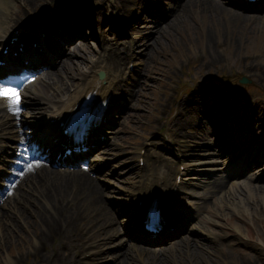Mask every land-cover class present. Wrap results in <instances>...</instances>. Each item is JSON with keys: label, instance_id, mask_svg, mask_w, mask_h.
<instances>
[{"label": "rangeland", "instance_id": "obj_1", "mask_svg": "<svg viewBox=\"0 0 264 264\" xmlns=\"http://www.w3.org/2000/svg\"><path fill=\"white\" fill-rule=\"evenodd\" d=\"M35 1H37L36 5L30 10L31 12L28 13V16H22V18H29L35 12L39 11L42 4L47 3V0ZM199 6L197 3L189 4V8H192L189 11L181 13L175 21V23H178L177 28H171L168 32L158 37L160 39L159 45L157 46V43H155L149 51L147 70L145 73L147 77L146 84L142 92H139L135 99L131 101V104H133L132 111L124 118L120 126L117 127L120 132L119 136L114 139L115 143L112 146V155L123 153L130 155L129 153L137 150L140 143L144 142V140L149 141L152 137L155 141L158 140L152 151L155 149L158 150L159 147L163 148V139L171 138L173 141L176 140L174 138L175 134H180L184 131V128H186V132L191 134L190 131H193V128L189 126V129V124L186 126V110H183L179 115L178 108L181 107V103H185V100L189 101L188 104H194L197 100L196 94L199 92V88L208 89L207 95L214 94L217 90L216 84L223 83L227 85L225 86L227 88H218L219 91L225 93L236 92V98L239 100V103L244 98L245 101L249 98L254 99L255 103L260 107V115L264 117V22L258 18L248 21H235L231 25L230 35L227 34L228 30H226V27L224 31H221L224 33L223 35H219L217 32L216 36L207 42L205 39L206 29L203 31L201 28V24L206 16L204 14L201 15L204 8L202 9ZM241 76H246L251 80V83L248 85L249 87H243L242 84L237 82ZM239 90H243L245 94L238 93L237 91ZM200 93L204 94L202 91ZM178 120L183 122V124L178 126ZM194 149L199 151V148ZM202 151L200 150L199 152ZM130 175L131 171L127 170L119 175L118 180H111L118 187L122 188V186H125L122 188L125 193L131 190V188H128L127 184L124 185L126 182L122 178L125 176V180H129ZM101 187L104 192L109 193L111 196L116 194L109 190L111 187L106 188L105 185ZM26 188L17 189L14 197H18ZM236 189L240 193H243L245 190L242 186L236 187ZM44 190L42 188L29 193L23 202L19 201L20 196L15 199V204H13L11 209L12 211L6 210V214L8 212L11 214L4 215L6 216L5 220L2 218V213L0 214L3 232L6 230L11 233L9 240L0 234L1 263L6 262V258L14 259L18 256L20 258L13 264H38L43 262L42 259L34 258L30 252L31 248L38 247V244L41 243L39 239H36L38 235L34 237L32 232L39 231V228L44 222L42 223L39 218H36L30 213L38 207L37 202L34 201L32 203V200L39 197L38 201H41L42 196L40 195ZM47 191H49L48 188ZM227 191L219 194L209 204L207 208L208 213H205L208 216L205 217V219L207 218L205 228H208L209 232L218 238V242L216 244L211 243L206 232L198 233L194 237H203L206 241H200L202 243H209L211 246L201 245V253L203 256H198L197 261L195 259H188L186 261H178L174 264H264V247H258L251 242L240 244L244 238L246 239L247 228H250L251 235L254 239L264 244V217L261 218L257 215L259 213H257L255 214L256 218L251 220L252 218L249 216L251 205L247 206L241 202H237V205L231 202L227 196ZM119 194L118 197H120ZM63 200L74 211L77 209L75 200L68 197L67 194L63 196ZM98 204L100 209L98 210L102 213L98 218L101 220L108 219L105 204ZM125 204L126 201L124 200ZM115 211L117 212L116 220L120 221L121 212L119 210ZM213 211H216L217 215L211 216L208 219ZM228 216H231L229 218L232 220L227 219ZM100 219H98L99 224L101 222ZM210 223L214 224L213 227ZM97 230H100L99 226ZM237 230L240 231L237 232ZM99 232L97 245L99 238L106 241L108 245L110 243L108 239L102 237L103 231L100 230ZM67 233L68 238L71 240V243L67 246L59 243L54 244L53 240L48 245L63 252L75 264H78L77 259L79 257L80 247L84 242L89 243L83 245L88 246L90 250L100 248L97 245L95 247L91 243L88 236L93 238L91 236L92 233L83 224L79 228H70ZM124 237L125 235L120 234L118 239L122 238L124 240V246L129 247V243L133 238ZM118 239L114 240V242H117ZM220 241L222 242L220 243ZM41 245L43 246V243ZM148 247L146 251L150 252H159L161 249L160 247ZM220 247H223L224 250L218 251ZM253 247L257 249V252H255ZM118 250L119 248H114V251ZM206 257L214 258L213 260H217V262H208L206 261ZM142 259L144 261L141 260L135 263H128L126 261L125 263L142 264V262H147L145 258L142 257ZM229 260L232 262H228ZM91 262L98 264L96 261ZM9 263L11 262L7 264Z\"/></svg>", "mask_w": 264, "mask_h": 264}, {"label": "bare ground", "instance_id": "obj_2", "mask_svg": "<svg viewBox=\"0 0 264 264\" xmlns=\"http://www.w3.org/2000/svg\"><path fill=\"white\" fill-rule=\"evenodd\" d=\"M199 4L200 8H204V11L201 15H205V19L203 20L201 24V28L204 31L205 30V39L207 42L211 40L213 37L216 36V33L218 32L219 35H223L224 33L221 31H224V29H227V34L230 35V29L231 25L235 21H248L251 20V17H257L260 16L262 22H264V14L262 15H250L245 14L242 12H239L235 9H232L224 4V2L219 0H194ZM35 0H18L19 6L22 8V11L19 13H23L24 10L28 12L36 5ZM10 4V3H9ZM195 6V5H194ZM189 7V6H188ZM185 7L182 10L189 11L191 8ZM197 7V6H196ZM6 8V1L0 0V28L5 29L6 27H10L11 21L8 20V16L6 17L5 9ZM182 10H180L179 13H183ZM190 14V13H189ZM1 18H5L4 21L1 22ZM177 18V17H176ZM176 18L171 22V26L169 29H166L165 32H162L165 34L168 32L171 28H177V22ZM11 19V17H10ZM8 21V22H7ZM224 22V23H223ZM226 24V25H225ZM3 31V30H2ZM197 35V34H196ZM197 38V36H196ZM157 46L160 43V39L156 41ZM157 49V47H155ZM91 57L87 61H90ZM72 61V60H71ZM78 61V62H77ZM83 63L82 60H76L72 63V66H69V71L62 67L61 71L58 72L57 77H55L54 84L59 83L56 90H49L44 83L41 81L37 84L36 90H27L25 91V95L28 98L32 93H35L41 96H45L46 94H55L57 92H60L64 85L65 80L67 82H70L71 85L77 80L75 77V74L79 71H83L82 67H87L88 65H81ZM81 71V72H82ZM80 72V73H81ZM65 74L61 77V74ZM79 73V74H80ZM84 73L82 72L81 75ZM87 76L86 79L88 81H85V78H80V80L75 82V90L70 93L69 98L70 100H73L86 86H90L93 84V81L90 82L89 76L90 75H84ZM76 79V80H75ZM86 84V85H85ZM33 98V97H29ZM35 98V97H34ZM32 99L33 101H37V99ZM183 104V103H181ZM71 102L69 103L70 107ZM38 109V108H37ZM34 111L30 110V115L33 114ZM5 122H2V125H4ZM10 132V131H9ZM20 136H22V132L20 133ZM223 153V151H221ZM36 166V167H35ZM34 168H31V170H28L22 175V178L19 180L20 182L16 183V189H18L22 183L27 179V188L24 192H22L19 196V201L23 202V200L26 199L27 195L31 193V191H37L38 189H42L46 187V190L42 191L41 201L39 200V197L32 200V203L34 201L37 202L38 207L36 210H32L30 214H33L36 218H39L42 221V226L39 228V231H34L33 236L35 237L38 235L39 242L38 247L35 246L31 248V254L32 256L38 259H42V263L38 264H75L71 259H68L67 256L61 252L58 251L55 247H51L48 244L50 242H54V244H61L64 246H67L71 243V240L68 238V231L70 228H79L82 224L84 227L90 230L92 233V238L95 242H97V236L100 234V230L103 231V236L108 239L115 238V234L118 233V229L116 226L113 225V220L106 219V222H103L104 220H101L98 218L102 213L99 212V204L96 200V197H93V195L98 196L102 192L98 189L97 183L93 182V179L88 176L85 172H68V173H61L53 171V173L49 174V171L46 170L44 167H40V165H33ZM256 180H264V169L260 171V173L257 175ZM44 182V183H43ZM44 185V187H43ZM47 188L49 191H47ZM245 194L242 195L245 196V199L240 196V194L236 191H232L228 193L229 200L231 202H234L237 204V202H241L245 205H251V212L249 213V216L252 219L256 218L257 214L261 218L264 217V184H253V185H246L245 186ZM67 194L68 197L73 198L75 200V206H77V209L74 211L73 208H70L65 201L63 200V196ZM14 199V200H13ZM10 202V204H7V208L2 212V218L5 220L6 216L4 215H10L11 209L13 207V204H15V198H13ZM237 200V201H236ZM104 204V203H103ZM238 205V204H237ZM258 207V208H257ZM99 209V210H98ZM10 211L6 214L7 211ZM216 211H213L210 216H215ZM263 215V216H262ZM83 216V217H81ZM231 216H228L227 219H230ZM98 219L101 220L100 224ZM251 219V220H252ZM46 224V225H45ZM45 226V227H44ZM47 226V227H46ZM99 226V231L97 230V227ZM203 229L202 231H204ZM240 231V230H239ZM247 236H250V229L247 228ZM174 232H168L167 234H173ZM0 234L3 235L7 240L11 237V233L6 231L3 232L2 224L0 222ZM165 234V235H167ZM88 238H91L88 236ZM204 239L203 237H201ZM14 239V238H13ZM197 240H200L199 238H188L186 239L181 245L178 247H170L168 248V251H163L165 254L163 257L160 256L158 253L156 254H147L142 253L140 250H134L130 248H126L125 250L120 251V256H122L121 259H119V262H115L116 264H126L128 263H135L138 261H141L142 257L141 255H144L147 257V263L142 262V264H174L178 261H186L188 259H197L198 256L200 257L203 254L201 253V245H207L206 243L200 244L197 242ZM103 239L99 238V242H102ZM13 242V240H12ZM43 243V246L41 245ZM114 245V244H112ZM47 246V247H46ZM104 246V244H102ZM110 246V245H109ZM115 246H119L116 244ZM208 246V245H207ZM113 249L106 250V253H104L102 250H96L93 251L92 257L94 256V259L96 261H103V259L106 258V262L108 261V257H111V261L114 262L117 260L116 254H113ZM89 252V251H87ZM205 252V251H204ZM206 253V252H205ZM108 254L110 256H108ZM118 254V251H117ZM141 254V255H140ZM54 256V258L51 259V257ZM43 257V258H42ZM57 257V259H55ZM20 256L15 257L14 259H7L6 262H3L0 264H7L8 262H11L9 264H13L18 261ZM144 258V257H143ZM204 258V257H203ZM214 258L206 257V261H211L213 263H216L217 260H213ZM74 260V259H73ZM71 261V262H70ZM144 261V260H143ZM197 261V260H196ZM77 262L81 264L82 261L77 259ZM108 262V263H112ZM199 262V261H198ZM228 262H232L229 260ZM88 263V261H86ZM85 263V264H86ZM103 264V263H102Z\"/></svg>", "mask_w": 264, "mask_h": 264}, {"label": "snow or ice", "instance_id": "obj_3", "mask_svg": "<svg viewBox=\"0 0 264 264\" xmlns=\"http://www.w3.org/2000/svg\"><path fill=\"white\" fill-rule=\"evenodd\" d=\"M4 98L7 99V104L10 110L14 112L20 111V92L16 87H5L3 84H0V99ZM32 167L33 164L29 163L24 171L31 170ZM24 171H21L20 175H23Z\"/></svg>", "mask_w": 264, "mask_h": 264}]
</instances>
